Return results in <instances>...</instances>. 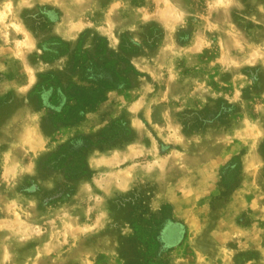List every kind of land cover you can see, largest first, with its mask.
Instances as JSON below:
<instances>
[{"label": "rangeland", "instance_id": "374dc122", "mask_svg": "<svg viewBox=\"0 0 264 264\" xmlns=\"http://www.w3.org/2000/svg\"><path fill=\"white\" fill-rule=\"evenodd\" d=\"M0 264H264V0H0Z\"/></svg>", "mask_w": 264, "mask_h": 264}]
</instances>
